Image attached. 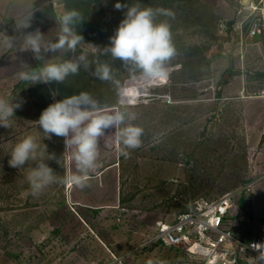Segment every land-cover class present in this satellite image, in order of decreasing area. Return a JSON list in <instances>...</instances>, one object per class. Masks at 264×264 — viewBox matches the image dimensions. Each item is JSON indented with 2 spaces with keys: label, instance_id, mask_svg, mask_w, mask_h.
Instances as JSON below:
<instances>
[{
  "label": "rangeland",
  "instance_id": "374dc122",
  "mask_svg": "<svg viewBox=\"0 0 264 264\" xmlns=\"http://www.w3.org/2000/svg\"><path fill=\"white\" fill-rule=\"evenodd\" d=\"M50 2L61 25L65 13L79 14L71 27L82 41L62 62L81 54L86 61L62 82L22 79L36 72L10 60L11 49L1 41L12 33L0 22V98L20 104L11 126H0V264H87L104 253L99 264L113 258L124 264H207L154 242L156 225L172 222L196 199L226 195H232L239 241L264 244V34L249 36L264 4L252 11L245 0ZM117 3L153 9L155 23L170 25L176 49L167 62V81L147 86L133 104L121 92L139 71L91 51L110 45L126 10L116 9ZM103 64L111 69L110 80L94 75ZM80 93L102 109L125 112V124L142 129L140 146L124 148L117 129L109 128L99 140V166L87 186L52 183L33 196L27 175L39 160L57 177L75 171L64 155V138H44L36 122L50 104ZM29 134L41 144L37 161L21 170L9 167L8 150ZM236 257L234 264H260L246 251Z\"/></svg>",
  "mask_w": 264,
  "mask_h": 264
},
{
  "label": "clouds",
  "instance_id": "9594fccd",
  "mask_svg": "<svg viewBox=\"0 0 264 264\" xmlns=\"http://www.w3.org/2000/svg\"><path fill=\"white\" fill-rule=\"evenodd\" d=\"M115 7L118 10H126L115 34L109 38L110 45L102 49L92 47L91 51H101L103 54H110L113 59L133 65L139 71L140 77L146 81L166 82L169 76L167 62L176 54L170 25L167 22L155 23V13L151 8H141L139 5L127 7L120 3ZM164 14L170 15L167 12ZM78 16L75 10L65 13L61 21V35L55 43L45 46L43 51L55 52L63 49L74 52L82 41V37L71 27ZM42 42L43 38L37 31L25 38L24 46L39 57ZM85 61L86 55L81 54L76 60L47 63L38 75L23 73L22 79L44 83L62 82L69 74L77 73L81 62ZM94 75L102 80L112 78L111 69L107 64L98 66ZM123 94L134 96L135 90L126 89ZM18 107L19 103L13 104L0 98V126H11L14 109ZM125 120V112L100 108L88 93H80L78 96L50 104L43 110L36 123L42 129L44 138L51 139L53 135L64 138V155L74 164L75 171L57 177L45 160H39L34 167L28 169L27 180L31 195L38 196L52 183H70L78 188L87 186L88 179L99 166V140L109 128L117 129V139L124 148H138L142 129L130 123L125 124ZM40 147L37 137L30 134L23 136L7 152L10 156L9 167L21 170L29 161H37ZM48 159L53 160L56 157L49 155Z\"/></svg>",
  "mask_w": 264,
  "mask_h": 264
},
{
  "label": "built area",
  "instance_id": "2783aa9c",
  "mask_svg": "<svg viewBox=\"0 0 264 264\" xmlns=\"http://www.w3.org/2000/svg\"><path fill=\"white\" fill-rule=\"evenodd\" d=\"M252 11H258L264 0H245ZM264 34V13H260L249 31L251 38ZM252 183H250L251 185ZM232 195L216 199H196L188 211L178 214L170 223H157L153 241L171 249H181L190 255L203 259L207 264L226 261L236 263L237 254L247 252L264 264V244L253 240L243 245L235 232L236 220L231 214ZM232 257L231 261L225 260ZM108 264H124L120 258H113Z\"/></svg>",
  "mask_w": 264,
  "mask_h": 264
},
{
  "label": "crops",
  "instance_id": "0c3cea01",
  "mask_svg": "<svg viewBox=\"0 0 264 264\" xmlns=\"http://www.w3.org/2000/svg\"><path fill=\"white\" fill-rule=\"evenodd\" d=\"M55 12L50 0H0L1 25L6 27L4 31L8 28L12 33L11 38L2 35L1 43L11 49L10 60L15 62L17 68L33 70L39 74L47 63H60L67 57L69 51L63 49L55 52L43 51L45 46L55 43L61 35L62 25L56 19ZM37 31L43 38L39 57L24 46L25 38ZM76 216L86 227H89L84 218L78 213ZM121 221L122 217L118 219V222ZM97 238L99 241L102 239L99 236ZM109 247L112 249V245ZM102 259H106L105 253L98 260L90 257L87 264H99Z\"/></svg>",
  "mask_w": 264,
  "mask_h": 264
},
{
  "label": "bare ground",
  "instance_id": "6f19581e",
  "mask_svg": "<svg viewBox=\"0 0 264 264\" xmlns=\"http://www.w3.org/2000/svg\"><path fill=\"white\" fill-rule=\"evenodd\" d=\"M156 82H149L141 77L130 79L126 82L125 87L123 88L121 92V99L128 104H133L138 101V99L144 97L146 95V87L152 84H155ZM126 89H134L135 95L134 96H125L123 93Z\"/></svg>",
  "mask_w": 264,
  "mask_h": 264
}]
</instances>
